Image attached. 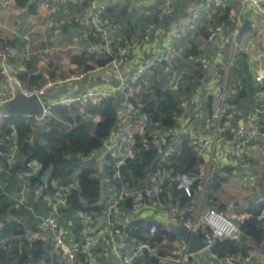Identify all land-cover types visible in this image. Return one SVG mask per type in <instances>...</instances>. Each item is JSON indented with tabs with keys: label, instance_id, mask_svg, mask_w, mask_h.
I'll use <instances>...</instances> for the list:
<instances>
[{
	"label": "built area",
	"instance_id": "2783aa9c",
	"mask_svg": "<svg viewBox=\"0 0 264 264\" xmlns=\"http://www.w3.org/2000/svg\"><path fill=\"white\" fill-rule=\"evenodd\" d=\"M231 1H236L240 8L251 6L256 15L264 14V0H207L208 6L211 8L212 6L226 7ZM50 2L55 6L70 5L86 8V12L89 14V26L82 33V38L90 43L87 54L112 56L110 66L114 77L107 80L111 87L107 90L90 88L83 93L52 101L50 93L54 91V88L66 83L81 82L87 74L80 71L66 77H47L43 85H32L23 89L21 82L14 77L5 63H0V107H4L15 97L19 87L26 97H38L44 110L42 118L25 116L27 120L32 118L39 121L47 120L52 117L55 107L86 109L90 105H99L106 100L117 99L119 95L123 96V100L117 108V125L104 144L108 148V156L113 161V178L112 180L109 177L104 178L107 194L102 200L103 213L98 218L95 214L85 213L81 218L83 228L92 233V228L98 224L100 218L108 217L106 230L101 235H108L113 239V246L117 249V260L114 264H136L146 254L156 258L159 264H205L199 255L205 251L213 253L218 241L230 240L240 243L244 237L241 226L243 222L236 223L220 213L215 206L208 205L209 186L216 174L226 177L224 169L227 166L245 168L249 164L251 147L264 142V126L262 125L264 95L259 98V107L252 115L242 119L233 130L223 129V122L236 121L239 116L235 108L227 105L231 98L229 90L230 67L228 65L227 68L216 69L215 90H203L198 103L195 107L193 106L192 97L181 90L184 86V76L178 67L180 49L176 44L186 38L194 26L191 24L180 26L172 36L170 35L169 45L163 50L148 47L157 31L168 29L171 22L168 21V18L175 14V0H163L156 11L148 12L147 16L151 19L143 34L133 42L123 44L117 41L121 25L109 15L112 8H122V5L99 0H50ZM187 13L190 15L191 21L197 22L202 18L201 10L194 5L187 8ZM232 21L233 23L238 22L234 18ZM226 27L227 24L224 22L213 26L209 30L206 43L211 45L221 39L219 54L228 53L231 60L238 44L241 29L236 24L231 33L225 36ZM138 51H146L147 58L134 70L126 74L122 73L123 59ZM197 62L200 63L203 70H208L209 59L204 58ZM156 73H162L169 78L171 89L169 91L178 96V107L182 111L180 116L177 115L173 118L177 124L170 128H165L161 122L155 121L153 114L146 110L145 104L131 100L134 97V87ZM256 81L261 87H264V58ZM214 96H217L218 104L215 114L211 115L206 106L210 98ZM191 107H194L193 112H189ZM4 117L7 116L0 114V121ZM205 118L216 123V129L211 135L201 125ZM184 141L202 161L198 166L199 174L177 173L174 175L171 170L174 157ZM5 142H10L7 149L3 148ZM167 142L169 143L167 144ZM138 145L145 149H157L160 167L148 172L147 187L129 188L125 183L122 168L128 159L135 157V148ZM164 146L165 149H163ZM17 148L18 140L15 132L1 138L0 171L4 162L10 168L16 165ZM107 165L108 162L104 168ZM41 170V165L31 162L27 165V169L19 175L18 180L23 183L19 197L20 205L26 203V195L30 192V181L32 178L40 176ZM46 173L50 174L49 171ZM196 184H198L197 189H195ZM53 185L56 187L57 193L55 198L45 197V200L51 205L50 213L42 221L40 229L49 233L53 250L58 255L61 264H82L78 259V246L69 241L73 230L63 227L60 223V207L63 204L61 197L73 189H78V182L74 176L66 185H61L56 181H53ZM4 187L5 185L0 182V191ZM171 187L185 193L191 199L190 203L184 206L179 202L167 203L163 196ZM42 192L43 187L37 188V195L41 196ZM128 200H132V212L135 215L141 214L152 206L166 211L172 221L200 237L207 244L206 249L193 253L189 246L181 240L176 248L161 256L158 249L150 242L139 241L135 242L128 251L118 252L119 245L114 239L121 233L117 230V222L119 217L125 215L124 205ZM242 207L245 209L260 208L258 219L264 227V194L250 202L243 203ZM156 231V226H153L150 233L154 234ZM99 239L98 235L86 237L83 248L86 251L89 264H98V257L94 254L93 248ZM256 256L258 254L254 251L251 257L243 261L244 264H255ZM259 258L264 264V243L263 252ZM226 260L229 264H238L235 258Z\"/></svg>",
	"mask_w": 264,
	"mask_h": 264
},
{
	"label": "crops",
	"instance_id": "0c3cea01",
	"mask_svg": "<svg viewBox=\"0 0 264 264\" xmlns=\"http://www.w3.org/2000/svg\"><path fill=\"white\" fill-rule=\"evenodd\" d=\"M99 1L122 5V8L127 12L123 14V17H120L118 12H116V16H113L121 25V31L117 34V41L120 43H129L141 36L147 27V13L156 11L163 3V0ZM29 5L34 6L35 15L30 14L27 8H19L16 5V0H0V63H5L14 77L21 82L23 89L31 85H43L47 77H66L74 72L84 71L85 66L78 64L76 60L85 56L90 46V43L82 38V33L89 26V14L86 12V8L70 5L55 6L50 0H31ZM187 5H194L201 10L202 18L199 21H191V17L185 8ZM228 5L231 8L230 23L226 27L225 36L231 33L233 26L236 24L241 29L238 44L235 47L231 60L228 53L219 54L221 39H218L211 45L206 43L209 30L213 26L218 25L216 19L212 20L213 14H215L213 8L215 7H209L207 0H175V8H177L175 12L177 15L173 17L167 30L156 32L154 39L148 47L163 50L169 45L170 35L172 36L180 26L193 25L194 27L190 34H194L195 31L198 32V27H207L208 33L204 38L198 41V37H195L198 50L202 53L201 56L199 58H190L188 61L185 60V63H192L191 61L198 63L197 61L207 58L210 61V66L208 70L202 72L203 77L200 79V84L195 90L187 88V95H192L193 106L195 107L203 90H215L214 79L216 69L227 68L229 65V90L231 91V99L233 98V100L230 99L227 105L235 108L239 116L236 121L223 122L222 127L226 130H233L242 119L254 113L259 107V98L264 95L261 85L256 81V76L261 67L255 63V66L257 65L256 69L250 70V72L247 69L249 61L253 58L252 53H259L258 50L263 49L262 59L264 58V14L256 15L251 6L240 8L236 1H231ZM180 8L183 9L180 11ZM232 18L238 22L233 23ZM205 24L207 25L205 26ZM179 49V58H182L181 56L185 47ZM146 58V51H138L123 59L122 73L126 74L134 70ZM232 67L234 68L233 73L231 71ZM86 74V78L81 82L66 83L54 88V91L50 93V100L57 101L61 98L71 97L83 93L90 88L94 90H107L111 87L107 83V80H111L114 77L110 65L104 68L94 67L92 71ZM237 74H240L241 79L249 86L241 90L239 95L237 94L240 92V89H232V86H230L232 76ZM157 82L161 83L159 80ZM17 90L16 94L21 92L20 87ZM194 107H191L189 112H193ZM75 112L76 114L83 115L85 114V109H78ZM0 114L5 115V106L0 107ZM85 118H89L95 124L101 121V116L99 115L95 117L86 115ZM201 125L209 135L213 134L216 129V123L209 121L207 118L202 121ZM107 152L108 148L100 157H97L99 161L95 177L102 180L103 185H105L104 178L108 177L103 170L107 162L105 160L108 157ZM229 171L232 172L229 173ZM224 174L227 177L226 183L222 185L221 189L213 197L207 199L208 205L215 206L219 212L221 211L220 213L236 223L244 222L250 217V209L243 208L242 204L250 202L252 199L264 194V142L257 143L251 147L249 164L245 168L227 166L224 169ZM248 182L252 183L248 184ZM166 192L168 193V190ZM106 194L107 191L104 186L102 200H104ZM170 196H172L171 193ZM34 201L36 202L37 198ZM35 202L33 204H38ZM37 207V209H34L33 206L34 210L32 207H29L28 216H23L22 219L30 224L38 223L39 231L32 232V229L29 227V233L30 239L44 242L43 264L46 260H48L49 264H58V255L53 250L49 233L40 229L42 221L47 217L49 212L46 211L47 209L43 205H38ZM36 212L40 214H36ZM129 217H132V215L126 214L119 217V224L122 226L126 225ZM141 217L156 220L171 230L172 227L179 226V224L169 218L166 211L156 209L153 206L143 211ZM81 218L77 212H73L72 214L67 213L65 218H63L65 223L63 227H69V225L76 226L80 223ZM96 226L91 231L102 238L101 234L106 230V224L98 232L95 231ZM117 239L119 245L118 252L120 253L128 251L134 244L130 240H127L124 234ZM82 240L77 235L73 238V242L76 243H80ZM180 241L179 239V241L169 243L168 250L170 249L169 251H171L173 248H176ZM116 251L117 249L111 243L97 248L98 264H114L117 260ZM259 257H261L260 254L256 256L255 261L261 264L262 262ZM199 258L205 264H229L226 260L227 258L221 259L207 251L201 253ZM235 259L238 264H244L242 257L237 256Z\"/></svg>",
	"mask_w": 264,
	"mask_h": 264
},
{
	"label": "trees",
	"instance_id": "16d2710c",
	"mask_svg": "<svg viewBox=\"0 0 264 264\" xmlns=\"http://www.w3.org/2000/svg\"><path fill=\"white\" fill-rule=\"evenodd\" d=\"M30 1L31 0H16V5L19 8H27L30 14L35 15L34 6L29 5ZM189 6L187 5L185 7L186 11ZM176 9L177 8H175V11ZM213 11H215V14H213L212 20L216 19L217 24L224 22L228 25L230 23L231 8L229 5L226 7H215ZM116 12H118L120 17H123L126 11L123 8H112L109 11V15L112 17L116 16ZM176 15L175 12L173 16L168 18V21H172L173 17ZM150 19L151 18L147 16L148 23ZM206 25L207 24H205V26ZM198 35L199 32L189 34L186 38L177 42L176 46L178 48L185 47L182 55L185 60L199 58L201 56L202 53L198 50V44L195 41V37L197 38ZM186 44H189V46H186ZM76 61L78 64L85 66L82 72L88 73L92 71L94 67L104 68L110 65L112 56L107 54L104 56L86 54ZM192 64L196 66L194 80L197 81L196 87H198L200 79L203 77L202 72L204 70L201 68L200 63H194V61H192ZM197 68H199V70H197ZM147 79L148 77L134 87V97L131 100L133 102L140 101L145 104L146 110L152 113L154 120L161 122L163 127L170 128L175 126L177 123L173 118L182 114V111L178 107V96L170 92V88L166 91L159 85H154L152 88L147 87ZM157 83L158 82H156V84ZM185 83L184 78V86L181 90H184V93L187 95V88L189 86H186ZM192 87H194V84L189 87V90H191ZM261 88L264 91V87ZM240 93L241 91L237 95ZM217 99L216 96L210 98L206 106L211 115L215 114ZM122 100L123 96L119 95L117 99H109L99 105H90L85 109V114L83 115H74L76 114L75 111L79 108L55 107L52 112V117L47 120L39 121L36 118L27 120L25 116L16 115L4 117L0 121V140L2 137L12 132L17 134L18 140L16 165L10 168L4 162L2 170L0 171V182L5 185L3 190L0 191V264H43V255L45 252L44 242L30 239V228L26 227L27 224L29 225L30 223L23 221L22 217L27 216L29 207L33 209L34 206V209H37L38 205L45 206L47 209L46 211L50 213L51 205L45 200V197L49 196L55 198L57 189L53 185V181L61 185H66L75 176L79 185L78 189H73L70 193L63 194L61 197V202H63V204L60 207V223L62 226L65 224L63 218H65L67 213L72 214L73 212H77L80 218L85 213L95 214L96 218L102 215V194L104 192V185L102 184V180L95 177L97 163L99 161L97 159V153L100 152L105 141L112 135L117 125V108ZM86 115L93 117L99 115L101 116V121L97 124L93 121L89 122V118H85ZM262 125L264 126V116L262 117ZM168 143L169 142H167V144ZM9 144L10 142H5L3 148L7 149ZM163 149H165V146ZM158 155L159 151L157 149H145L141 145L135 148V157L133 159H128L125 166L122 168L125 183L128 184L129 188H145L148 186V172L160 167ZM105 160L108 162V165L104 168V172L106 176L112 180V158L108 156ZM31 162H36L41 165V174L31 179L29 184L30 192L26 195V203L20 205L19 197L23 189V183L18 180V177L27 169V165ZM201 163L202 161L187 145V142L184 141L180 146L179 152L174 157L171 170L174 175L177 173L196 175L199 174L198 166ZM48 171L51 177L48 184H45L43 176ZM231 172L232 171H229V173ZM226 181L227 177L216 174L209 186L208 199L213 197ZM197 186L198 184H196L195 189H197ZM42 187L43 192L42 195L39 196L36 194V190ZM10 193L14 194L13 201L7 199ZM168 193L165 192L163 196L167 203L175 204L179 202V204L184 206L191 201L185 193L176 191L175 187L169 188ZM170 193L172 196H170ZM35 198H37L36 202L34 201ZM32 199L38 204H33L34 202L30 204ZM124 209L125 215L133 214L132 200H128L125 203ZM259 212L260 208H251L249 210V219L244 221L241 225L244 237L240 243L230 240L218 241L213 250V254L221 259L240 256L244 260L251 257V252L254 251L258 255H261L264 243V227L258 219ZM47 216H49V214ZM37 225L38 223L33 224L31 228L32 232L39 231ZM153 226H156L157 231L151 234L150 230ZM68 228L73 230V235L69 238V241L78 246L79 261L82 262V264H89L83 246L88 235L95 236L97 234L90 233L83 228L81 219L78 225H69ZM117 230H119L121 234L116 236L114 239L115 241L118 242L117 238L121 237L123 234L126 236L127 240L133 243L147 241L158 249V253L161 256L170 252V249L168 250L169 243H174L180 239L170 228H167L156 220L145 219L141 217V214H133V216L129 217L126 221V225L122 226L117 222ZM75 235L83 239L80 243L78 242L79 244L73 242ZM110 243L113 244V239L108 235H103L93 248L94 254L96 255L97 248ZM44 264H49L48 260H46ZM58 264L61 263L59 262ZM136 264H159V261L149 256V254H146ZM255 264L260 263L255 262Z\"/></svg>",
	"mask_w": 264,
	"mask_h": 264
},
{
	"label": "water",
	"instance_id": "95a60500",
	"mask_svg": "<svg viewBox=\"0 0 264 264\" xmlns=\"http://www.w3.org/2000/svg\"><path fill=\"white\" fill-rule=\"evenodd\" d=\"M43 106L38 97H26L22 92H19L15 97L5 105V115L8 116H32L36 118L43 117ZM107 151V146L103 145L97 157H100L103 152ZM158 160V158H157ZM50 179V174L46 173L43 176V181L48 184ZM108 217H101L95 231H99L104 224H108ZM172 231L177 234V236L189 246V249L193 253H198L206 249L207 244L202 241L200 237L191 231L187 230L183 226H174Z\"/></svg>",
	"mask_w": 264,
	"mask_h": 264
},
{
	"label": "rangeland",
	"instance_id": "374dc122",
	"mask_svg": "<svg viewBox=\"0 0 264 264\" xmlns=\"http://www.w3.org/2000/svg\"><path fill=\"white\" fill-rule=\"evenodd\" d=\"M182 9L183 8H180V11ZM198 29H197V31L199 32V35H198V41H199L201 38H204L205 35L208 32H207V29L204 28V27H198ZM195 33H196V31H195ZM186 46H189V44L188 45L186 44ZM258 52L259 53H252L253 58L249 61L250 62L249 63V67H247V69H249V72H250V70L256 69L257 65L260 66V67L262 65L263 49L258 50ZM181 57L182 58H179L180 60H179V64L178 65H179L180 69L183 72V76L185 78L186 86L191 87L194 84V87H192V88H193V90H195V88L197 86V81L194 80V78H195L194 77V72L196 71V66L194 64H192V63H185L184 56H181ZM255 63L257 64L256 66H255ZM231 71H232V73L234 72V68L233 67H232ZM192 75H193V77H192ZM158 80H159V82H161L160 84L159 83L156 84V82ZM146 81H147V87H149V88H152L154 85H159V86H161V88H164L166 91L169 90V88H170V86H169V84H170L169 78L167 76H165L164 74H161V73H156L153 76L148 77V79ZM230 82H231L230 86H232V89H240V91H241V90H244L247 87H249L246 84V82L241 79L240 74L232 76ZM190 96H192V95H190ZM231 100H233V98ZM74 115H77V114H74ZM88 121L90 122L89 119H88ZM249 183H252V182H248V184ZM12 198H14V194L10 193L8 195L7 199L13 201L14 199H12ZM32 202H33V199L30 201V204ZM36 214H40V213L36 212ZM31 217H33V216H31ZM37 220H39V219L37 218ZM33 224H29V225L27 224V226L32 228Z\"/></svg>",
	"mask_w": 264,
	"mask_h": 264
}]
</instances>
